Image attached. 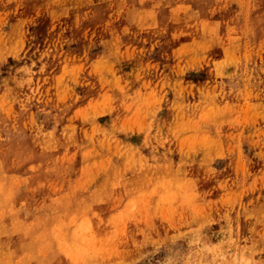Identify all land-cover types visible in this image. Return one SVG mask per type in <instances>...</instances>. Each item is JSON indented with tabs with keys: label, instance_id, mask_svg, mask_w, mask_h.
<instances>
[{
	"label": "rangeland",
	"instance_id": "1",
	"mask_svg": "<svg viewBox=\"0 0 264 264\" xmlns=\"http://www.w3.org/2000/svg\"><path fill=\"white\" fill-rule=\"evenodd\" d=\"M0 264H264V0H0Z\"/></svg>",
	"mask_w": 264,
	"mask_h": 264
},
{
	"label": "bare ground",
	"instance_id": "2",
	"mask_svg": "<svg viewBox=\"0 0 264 264\" xmlns=\"http://www.w3.org/2000/svg\"><path fill=\"white\" fill-rule=\"evenodd\" d=\"M46 142V141H45ZM28 232V231H27ZM7 242V241H6Z\"/></svg>",
	"mask_w": 264,
	"mask_h": 264
}]
</instances>
